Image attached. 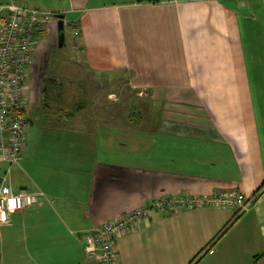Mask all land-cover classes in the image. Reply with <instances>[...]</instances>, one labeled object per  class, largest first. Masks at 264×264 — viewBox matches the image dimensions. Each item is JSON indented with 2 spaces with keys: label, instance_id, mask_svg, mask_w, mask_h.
I'll list each match as a JSON object with an SVG mask.
<instances>
[{
  "label": "crops",
  "instance_id": "obj_1",
  "mask_svg": "<svg viewBox=\"0 0 264 264\" xmlns=\"http://www.w3.org/2000/svg\"><path fill=\"white\" fill-rule=\"evenodd\" d=\"M54 1L42 9L92 79H52L45 96L50 24L26 71L21 161L5 175L0 160V184L45 198L0 222V264H94L85 231L176 195L247 208L150 210L116 239L117 264H264V0ZM69 87L81 95L65 110Z\"/></svg>",
  "mask_w": 264,
  "mask_h": 264
},
{
  "label": "built area",
  "instance_id": "obj_2",
  "mask_svg": "<svg viewBox=\"0 0 264 264\" xmlns=\"http://www.w3.org/2000/svg\"><path fill=\"white\" fill-rule=\"evenodd\" d=\"M56 21L55 13L35 6L14 2L0 5V160L6 164L5 175L10 167L20 163L25 146L28 127L25 116L27 67L41 34ZM5 179L0 184V222L33 205L36 198H45L41 191L30 193L21 190L14 194L5 184ZM239 203L237 198L227 196H161L145 207H138L100 227L85 231L81 236L82 252L94 264H117L116 239L147 221L150 210L177 211L208 204L216 207L238 204L240 212L245 211L247 205Z\"/></svg>",
  "mask_w": 264,
  "mask_h": 264
},
{
  "label": "rangeland",
  "instance_id": "obj_3",
  "mask_svg": "<svg viewBox=\"0 0 264 264\" xmlns=\"http://www.w3.org/2000/svg\"><path fill=\"white\" fill-rule=\"evenodd\" d=\"M39 1H40L39 2L40 9L46 7L47 8L57 7V3L54 0H39ZM70 34H71L70 28L64 27L63 29L64 44H62L61 47H58L57 32L55 30L51 41L45 44V51L42 54L41 61L38 64L37 69L41 71V77L45 78L47 82L52 79H56L62 83L67 81L75 83L77 87V84L81 81L82 85L85 86L86 84H88V81L92 79V76L88 75V73L85 70L83 72L81 70H78L77 67L73 66V64H75L77 60H76L75 50L73 49V47L69 42ZM112 76L115 75L112 74ZM112 89L114 90V88ZM82 90L85 91V93L87 92L86 89H82ZM64 91H65V93H63L64 104L62 106L66 110L75 104L76 98L80 97L81 94L78 92L77 88L74 87L65 88ZM117 96L118 94H114V98H117ZM114 98H112V100ZM131 111H129V113ZM129 115L131 116L132 114ZM131 118L133 121L134 116H131ZM262 188L264 189V187Z\"/></svg>",
  "mask_w": 264,
  "mask_h": 264
},
{
  "label": "water",
  "instance_id": "obj_4",
  "mask_svg": "<svg viewBox=\"0 0 264 264\" xmlns=\"http://www.w3.org/2000/svg\"><path fill=\"white\" fill-rule=\"evenodd\" d=\"M57 18V41H58V47H61L63 44V21H62V15L56 16Z\"/></svg>",
  "mask_w": 264,
  "mask_h": 264
},
{
  "label": "trees",
  "instance_id": "obj_5",
  "mask_svg": "<svg viewBox=\"0 0 264 264\" xmlns=\"http://www.w3.org/2000/svg\"><path fill=\"white\" fill-rule=\"evenodd\" d=\"M56 16H58V14H56ZM49 82V83H48ZM44 81V83H43V92H45V96L47 95L48 96V94H49V91H51L50 90V85H51V83H50V81ZM262 186L264 187V182L262 183ZM262 186H261V188H262ZM260 190V189H259ZM264 190V189H263ZM258 193V190L253 194V199L257 196L256 194ZM203 251H200L199 252V254L195 257V259L196 258H198L199 257V255L202 253Z\"/></svg>",
  "mask_w": 264,
  "mask_h": 264
}]
</instances>
